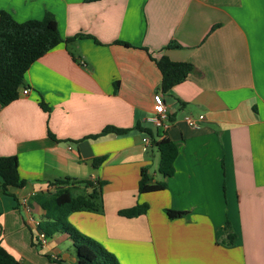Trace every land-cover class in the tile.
I'll return each instance as SVG.
<instances>
[{"label": "crops", "instance_id": "crops-1", "mask_svg": "<svg viewBox=\"0 0 264 264\" xmlns=\"http://www.w3.org/2000/svg\"><path fill=\"white\" fill-rule=\"evenodd\" d=\"M0 9L17 21L49 12L61 36L89 35L43 53L25 73L28 93L0 105V156L15 155L25 180L0 187V244L11 255L22 264L76 261L64 233L35 242L42 210L31 198L75 177L102 182L103 208L67 220L119 264H264V0H0ZM145 48L193 70L162 91ZM156 92L165 128L150 121ZM106 125L141 129L89 137ZM163 136L179 145L170 177L157 171L153 138ZM145 172L166 188L138 192ZM136 203L146 211L119 214ZM166 208L188 213L169 218Z\"/></svg>", "mask_w": 264, "mask_h": 264}, {"label": "trees", "instance_id": "trees-1", "mask_svg": "<svg viewBox=\"0 0 264 264\" xmlns=\"http://www.w3.org/2000/svg\"><path fill=\"white\" fill-rule=\"evenodd\" d=\"M83 35L89 36L87 34H76L71 37L61 36L55 18L49 12L45 13L41 19L17 21L11 13L0 9V105L8 104L20 95L25 73L32 62L59 43L68 44ZM116 42L127 45L122 41ZM167 46L180 47L174 41L169 42ZM145 50L161 73L159 87L162 91H168L172 86L186 79L193 70V65L190 62L174 61L166 55L155 58L146 48ZM39 105L45 111L50 109L42 99H40ZM134 128L141 129L139 126L121 128L106 125L99 133L89 137L96 138L107 133L120 135ZM142 130L151 135L150 129L143 128ZM48 134L54 138L50 132ZM153 145L159 154L158 173L164 177L172 176L175 172L174 160L179 151L178 143L163 136L158 140L153 138ZM103 159L104 156H98L94 158L93 162L98 165ZM148 179L149 175L146 172L143 173L138 182V192L144 193L166 188L164 180L150 183ZM24 184L25 180L19 175L17 157L15 155L0 156L1 191L7 193L9 187H22ZM50 184L54 186L52 192L38 191L31 196L42 210V219L38 223L39 230L47 238L52 237L55 233L67 235L71 240L76 257L73 264H119L111 252L91 237L81 233L67 220L68 213L72 211L99 212L102 210L103 204L100 198L102 182L63 177L54 179ZM86 188L90 190L86 191ZM147 207L146 203H136L129 208L120 210L119 214L133 217L144 213ZM165 213L169 218H177L185 216L188 211L166 208ZM227 236L228 243H231L234 234L228 233ZM0 264L22 263L0 244Z\"/></svg>", "mask_w": 264, "mask_h": 264}, {"label": "built area", "instance_id": "built-area-1", "mask_svg": "<svg viewBox=\"0 0 264 264\" xmlns=\"http://www.w3.org/2000/svg\"><path fill=\"white\" fill-rule=\"evenodd\" d=\"M81 63H83V62L81 61ZM28 91H29V88L25 87L21 90V93L27 94ZM153 101H154V115H153V117L150 118V121L153 123V125L155 127L165 128L166 127L165 123H166L167 113H166V106H165V103L162 99L161 93H159V92L154 93ZM184 119L189 125H191L193 127H198V122L195 119H193L192 117L185 116ZM142 140L145 144L149 143V141H150V139L147 136L143 137ZM23 201H25V199ZM35 242L39 243L41 245L45 244L46 236L43 234L42 231H39L38 234L36 235Z\"/></svg>", "mask_w": 264, "mask_h": 264}, {"label": "rangeland", "instance_id": "rangeland-1", "mask_svg": "<svg viewBox=\"0 0 264 264\" xmlns=\"http://www.w3.org/2000/svg\"><path fill=\"white\" fill-rule=\"evenodd\" d=\"M157 128H161V127H157ZM66 249H69L71 252L74 253V249H73V247H72L71 244H69V245L66 247Z\"/></svg>", "mask_w": 264, "mask_h": 264}]
</instances>
